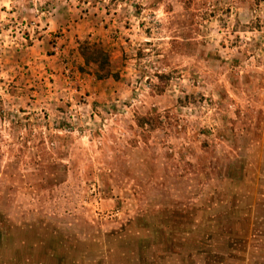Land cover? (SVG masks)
I'll use <instances>...</instances> for the list:
<instances>
[{"label": "rangeland", "instance_id": "374dc122", "mask_svg": "<svg viewBox=\"0 0 264 264\" xmlns=\"http://www.w3.org/2000/svg\"><path fill=\"white\" fill-rule=\"evenodd\" d=\"M261 193L264 0H0V264H264Z\"/></svg>", "mask_w": 264, "mask_h": 264}, {"label": "trees", "instance_id": "16d2710c", "mask_svg": "<svg viewBox=\"0 0 264 264\" xmlns=\"http://www.w3.org/2000/svg\"><path fill=\"white\" fill-rule=\"evenodd\" d=\"M79 52L86 66L91 64L97 68L96 78L103 79L111 76L109 56L104 49L94 44L81 43ZM261 195L264 196V193ZM260 201L264 204V198Z\"/></svg>", "mask_w": 264, "mask_h": 264}]
</instances>
